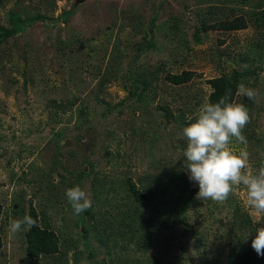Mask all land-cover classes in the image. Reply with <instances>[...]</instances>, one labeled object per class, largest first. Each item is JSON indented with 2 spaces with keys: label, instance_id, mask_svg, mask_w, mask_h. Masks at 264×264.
Here are the masks:
<instances>
[{
  "label": "rangeland",
  "instance_id": "1",
  "mask_svg": "<svg viewBox=\"0 0 264 264\" xmlns=\"http://www.w3.org/2000/svg\"><path fill=\"white\" fill-rule=\"evenodd\" d=\"M75 1H0V25H7L13 10H19L28 18L26 30L0 46V202L4 205L1 227L4 246L0 250V264H58L57 260L63 255H67L68 264H74V253L78 250L84 252L79 264H91L92 259H88L87 254L92 255V252L87 251L84 238L80 236V231L85 233L83 224H75L79 219L87 224L90 217L101 234L104 226L109 231L122 233L111 240L105 239L104 244L89 236V244L102 260L97 264H264V256H259L251 247L250 231L229 233L226 201L201 200L197 209H189L171 230L155 231L148 249L138 248L137 238L132 237L130 228L120 225L122 213L128 211L134 201L123 183L126 176L141 185L142 176L157 177L163 170L172 171L175 164H184L190 184L199 189L198 183L189 179L186 157H183L187 142L180 141L184 137L182 130L189 125L199 106L209 101L212 91L209 79L248 66L255 58L258 62L253 66L264 67V31L254 21L255 17L249 15L260 0H214V3L86 0L77 7ZM215 5L217 8H213ZM69 10L72 13L68 14L66 22L48 24V19ZM38 13L48 15V19L45 22L33 20ZM236 15L246 17L249 26L234 31L202 29L204 23L214 24ZM172 19L181 21L187 40L158 28ZM152 21L156 24L154 27H150ZM199 29L200 39L195 41L194 32ZM148 30L152 31L151 36H146ZM145 36L146 39L153 36L155 46L140 51L139 56V50L134 47L145 41ZM117 42L123 55L122 67L117 70L120 69L123 76L129 75V60L134 55L138 60L136 66L145 65L157 75L147 91L149 102H140L134 112L128 107L134 100L129 94L128 80L113 79L105 87L101 83L105 69L112 60L118 59ZM75 66L78 69H74ZM168 67L178 73L192 70L194 77L175 86L161 69ZM245 86L257 90L258 96L253 101L238 95L245 99V106L253 108V113L246 126L247 145L234 144L233 148L236 151L244 148L249 153L250 167L255 171L264 166V70L257 81L253 75ZM97 94L103 99L98 101ZM76 97L79 98L76 104L85 101L90 112V126L79 130L80 134L74 129L79 106L62 113L53 102ZM166 102L175 114L188 108L186 123L176 120L167 123V118L158 114L159 104ZM62 124L69 127L70 133L56 143L53 134ZM134 128H138L136 135L132 133ZM144 129L147 132L141 135ZM153 131L158 132L154 147L148 141ZM57 144H61L62 151ZM82 168L87 173L78 177ZM94 176L103 181L93 186ZM74 186L87 192L92 216L86 214L87 210L79 215L73 213L65 191ZM231 195L249 213L243 206V187L235 188ZM31 204L42 218L46 216L50 220L62 241L66 239L55 255L29 257L26 231L15 234L9 231L13 219L29 215ZM252 219L254 221V217ZM234 235L235 239L241 235L246 241V255L240 254L238 261L228 258L231 242L229 244L227 238L234 239ZM74 240H78L77 245ZM122 244L128 247L123 248Z\"/></svg>",
  "mask_w": 264,
  "mask_h": 264
},
{
  "label": "trees",
  "instance_id": "2",
  "mask_svg": "<svg viewBox=\"0 0 264 264\" xmlns=\"http://www.w3.org/2000/svg\"><path fill=\"white\" fill-rule=\"evenodd\" d=\"M1 1V0H0ZM162 1V0H161ZM160 3H163L162 1ZM205 1L214 3V0H200V2ZM240 1V0H236ZM242 2H245V0H241ZM264 5V0H260L256 2L251 10L249 11V15L253 16L254 21L259 24L263 28L264 31V9H262ZM217 5H215L213 8H217ZM161 7V6H160ZM72 13V10L65 11L62 13L61 16H59L62 20V22H66L68 14ZM25 14L20 12L19 10H13L11 11L10 15L8 16V22L7 25L3 24L0 25V46L11 41L12 39H15L16 35L25 31L27 28V22L28 18H25ZM58 18V17H57ZM41 19L45 22V20L48 19V15H43L41 13H38L33 17V20ZM204 21H207L206 19H203ZM30 23V22H29ZM156 24L154 21L150 23V27H154ZM249 26L248 19L244 17L243 15H236L234 18H227L224 20H221L219 22H216L214 24H202L203 30H208V28L212 29H221L226 31H234V30H241L245 29ZM160 30L165 31L166 29L168 32L173 33V35L177 36V38H183L186 39L185 27H182L181 21L178 19H172L171 22L164 23L161 27L159 26ZM200 30H196L194 32L195 41H198L200 39ZM150 31L148 30L146 32V36H149ZM145 36V39L147 38ZM151 36V35H150ZM144 39V40H145ZM184 40V41H185ZM62 41V40H60ZM145 42H148L145 44ZM63 43V41H62ZM61 43V44H62ZM154 39L148 38L145 41L139 43L136 45L135 50H139V56L140 51L150 49L151 47H154ZM117 58L110 62L107 69H105V72L102 74L101 83L102 86L105 87L106 83L110 82L113 79H126L129 81V94L133 95V103L128 105L130 110L134 112L136 110V107H138L140 102H144L146 100V104L149 102L150 98L147 96V91L149 89V86L153 84L154 80H157V75L155 71L151 68H146L145 65L136 64L137 56L134 55L130 60L128 64V73L129 75H124L121 73L122 71L117 70V68L121 66V63L123 62V55L120 49V43L117 42L115 44ZM133 48V49H134ZM264 51V49H263ZM264 55V54H263ZM65 60V58H64ZM63 60V61H64ZM257 59H252V63L248 66L245 65L242 68H235L232 70L230 74H221L217 77H213L208 80V83L212 87V91L209 94V102H216L219 98L225 96L226 94H229V90H231L229 94V102L234 103H242L244 104L245 99L238 98L237 95V87L238 85L243 82L245 85L248 83V80L251 76L254 75L255 80H258V76L261 71L264 70V67L261 65H254V63H257ZM165 65V63H163ZM74 69H78L76 66ZM165 72V78L173 85L179 86L183 85L187 82H189L194 77V72L192 70H183L181 73L174 72L171 70L170 67L168 68H161ZM260 70V71H259ZM123 76V77H122ZM30 78L32 81H34L33 74L30 75ZM155 89L157 90V86H155ZM103 98H100L99 94H97V100H101ZM130 99V98H129ZM128 99V100H129ZM79 100L78 97L73 99H66L63 101H53L54 104L59 108V111L62 113H66L70 110V108H73L72 106H79L77 113H78V123L74 127L76 130V133L80 134L79 130H81L84 127H89V106L88 104L84 103L83 101L81 104L77 105L76 101ZM149 105V104H148ZM196 105H199L197 102ZM245 105V104H244ZM248 105H246L247 107ZM249 110L250 116L253 113V108L247 107ZM158 114L160 116H163L167 123L170 122V120H176L178 123H186V113L188 111V108H182L178 111V114H175L172 110V107L166 102L165 104L161 103L158 106ZM150 111V110H148ZM163 111V113H162ZM53 116L57 115L56 113H52ZM193 115L192 119L189 120V124L194 122ZM61 127L59 129H56L53 138L56 141V143L62 142V138L69 135V127L66 125H60ZM145 132L140 133L143 135ZM133 135H136L138 133V128L133 129ZM247 133L246 127L243 129V135ZM152 137L148 138V141L151 142V146L154 147L155 145V139L158 138V132L153 131ZM260 139V137H258ZM182 143H186L187 141L183 137L180 139ZM59 151H62L61 144H57ZM1 156V155H0ZM175 167L172 171L166 169L161 171L157 177H151V175L142 176L139 178L141 185H138L134 179L131 176H126V178L123 180L124 185L126 186V191L128 196H133L134 201L131 202V206L128 211L122 213V221L121 226H125L126 228H130V232H132V237L137 238V247L138 248H144L148 249L150 245L151 238L154 237V232L157 230L162 231H169L174 226H176L180 218L184 217L189 209L196 208L198 204H201L202 201L198 200L196 198V193L199 191V189L196 186H192L190 184V181L188 180L187 171L184 169V164H175ZM83 169V170H82ZM78 171L77 176L86 175V171L84 168ZM99 175V173L97 172ZM62 175V174H60ZM103 181V178H100L99 176L93 177V186L100 183V181ZM153 180V181H152ZM151 181V182H150ZM151 184H150V183ZM110 189V188H109ZM103 193V190H102ZM227 208L229 209L228 217L230 219L229 222V233L233 234L236 232H242L244 233L245 230L250 231L249 238L254 239L256 236V229L259 227V225H256L253 223L252 217L249 215L247 211H244L243 207L235 200V198L230 195L228 199L226 200ZM215 208H218V205H215ZM15 208L13 207V212H16ZM4 213V205L0 202V250L4 246V238L2 233V216ZM87 215L92 216L93 212L90 210H87ZM29 215L33 217V219L37 220V225L30 230H27L25 233V241H26V253L31 258H40L46 255H55L60 250L62 245L64 244V240L61 239L59 234L55 229L52 228V225L50 223V220L45 216V218L41 217L40 212L37 210V208L31 204L29 208ZM83 224V228L85 233L80 231V236L84 238L85 245L87 251H91L92 255L87 254L88 259H92L91 264H97V261L99 260L97 258V252L95 248H93L89 244V236L92 235L93 239H96L100 243L104 244V240H111L114 238V236H117L119 234L122 235L121 232H113L109 231L106 226H104V230L102 231V234L100 233V230L97 229V224L94 223L91 220V217L87 219V224L84 220L79 219L76 225ZM88 228L86 229V227ZM90 229V230H89ZM79 231V230H78ZM98 232V233H96ZM200 239L202 238V232L199 231ZM253 234V236H251ZM130 237L128 240H131ZM232 236H229L227 239H229L231 244L229 246V259L233 260L235 259L238 261V256L242 254L243 256L246 255L245 245L246 241L245 237L238 236L237 239L236 235H234V239L231 238ZM67 242V241H66ZM73 243L77 245L78 240H74ZM115 244H118V241H115ZM127 244V243H125ZM122 244L123 248H127L128 246ZM68 247V246H66ZM107 252L109 253V248H107ZM87 252H85L86 254ZM84 252L78 250L74 253V264H79L80 260L82 259ZM96 258V259H93ZM58 264H68L69 259L67 255H63L60 257V259L57 260ZM100 262L102 260H99ZM250 261V259H248ZM87 264V262H85Z\"/></svg>",
  "mask_w": 264,
  "mask_h": 264
},
{
  "label": "clouds",
  "instance_id": "3",
  "mask_svg": "<svg viewBox=\"0 0 264 264\" xmlns=\"http://www.w3.org/2000/svg\"><path fill=\"white\" fill-rule=\"evenodd\" d=\"M231 90H229L230 94ZM229 94L216 102L205 101L199 106L194 122L183 128L187 140L183 157L190 175L189 179L198 183V200L225 202L237 187L245 190L243 206L254 217V223L264 224V166L253 170L249 163V153L233 145H247L243 129L250 123L248 108L242 103L229 102ZM237 95L255 101L258 92L241 82ZM65 196L73 213L79 215L91 207V200L80 186L66 189ZM37 225V220L25 214L13 219L9 231L13 234L27 231ZM251 247L259 256H264V226L256 229Z\"/></svg>",
  "mask_w": 264,
  "mask_h": 264
},
{
  "label": "water",
  "instance_id": "4",
  "mask_svg": "<svg viewBox=\"0 0 264 264\" xmlns=\"http://www.w3.org/2000/svg\"><path fill=\"white\" fill-rule=\"evenodd\" d=\"M85 1H86V0H76L74 6L77 7L78 5L84 3ZM61 20H62V19H61L60 17H58V18L48 19L47 21H48V24H49V23L54 24V23L60 22ZM150 33H152V31H150ZM150 35H151V34H150ZM146 43H147V42H145V44H146ZM15 207H16V205H15Z\"/></svg>",
  "mask_w": 264,
  "mask_h": 264
}]
</instances>
